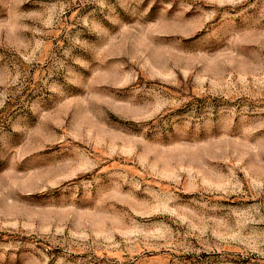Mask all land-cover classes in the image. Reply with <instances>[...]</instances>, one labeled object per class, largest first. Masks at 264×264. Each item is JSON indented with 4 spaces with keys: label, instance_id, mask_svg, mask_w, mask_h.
<instances>
[{
    "label": "rangeland",
    "instance_id": "1",
    "mask_svg": "<svg viewBox=\"0 0 264 264\" xmlns=\"http://www.w3.org/2000/svg\"><path fill=\"white\" fill-rule=\"evenodd\" d=\"M0 264H264V0H0Z\"/></svg>",
    "mask_w": 264,
    "mask_h": 264
}]
</instances>
